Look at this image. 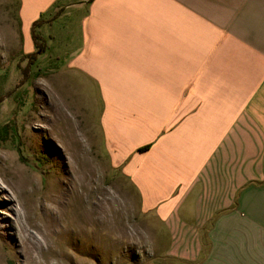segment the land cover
<instances>
[{
  "label": "crops",
  "instance_id": "0c3cea01",
  "mask_svg": "<svg viewBox=\"0 0 264 264\" xmlns=\"http://www.w3.org/2000/svg\"><path fill=\"white\" fill-rule=\"evenodd\" d=\"M42 1L57 0H22ZM69 5L77 63L125 105V121H109L125 147L115 156L142 209L170 229L168 252L264 264V0Z\"/></svg>",
  "mask_w": 264,
  "mask_h": 264
},
{
  "label": "rangeland",
  "instance_id": "374dc122",
  "mask_svg": "<svg viewBox=\"0 0 264 264\" xmlns=\"http://www.w3.org/2000/svg\"><path fill=\"white\" fill-rule=\"evenodd\" d=\"M72 1L0 0V264H187L115 156L125 105L77 63Z\"/></svg>",
  "mask_w": 264,
  "mask_h": 264
},
{
  "label": "trees",
  "instance_id": "16d2710c",
  "mask_svg": "<svg viewBox=\"0 0 264 264\" xmlns=\"http://www.w3.org/2000/svg\"><path fill=\"white\" fill-rule=\"evenodd\" d=\"M36 25H38V23H35L34 24V27H33V29H35V26ZM38 38H39V36L34 32L33 33V39H34V42H35V44L37 45V47H41V46H38V45H40L39 43H38ZM41 52H43V49L42 48H39L38 50H36V51H34V52H32L31 54H27V55H25V56H30V55H35V54H37V53H41ZM28 69H29V67H28ZM25 70H27V68H24V72H25ZM146 149V147L144 148H139V150H145Z\"/></svg>",
  "mask_w": 264,
  "mask_h": 264
}]
</instances>
